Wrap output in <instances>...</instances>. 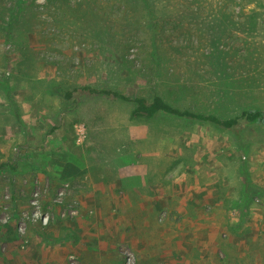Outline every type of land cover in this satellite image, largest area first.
I'll use <instances>...</instances> for the list:
<instances>
[{
	"label": "rangeland",
	"instance_id": "374dc122",
	"mask_svg": "<svg viewBox=\"0 0 264 264\" xmlns=\"http://www.w3.org/2000/svg\"><path fill=\"white\" fill-rule=\"evenodd\" d=\"M84 85L220 118L264 111V0H0V163L17 167L0 170V257L27 253L28 228L50 237L72 221L64 209L79 216L77 182L100 176L182 196L188 225L203 210L216 249L195 264H264V126L131 119V103L61 95ZM34 192L46 224L21 219ZM155 215L173 220L161 206ZM119 251L120 264H137Z\"/></svg>",
	"mask_w": 264,
	"mask_h": 264
},
{
	"label": "crops",
	"instance_id": "0c3cea01",
	"mask_svg": "<svg viewBox=\"0 0 264 264\" xmlns=\"http://www.w3.org/2000/svg\"><path fill=\"white\" fill-rule=\"evenodd\" d=\"M133 179L143 183V178ZM124 181L127 177L110 181L100 176L83 177L72 192L80 215L70 222H59L58 227L53 224L46 231L50 237L42 230L35 233L28 228L27 253L2 255L0 264H67L63 247L77 252L78 264H120L119 248L125 246L134 252L137 264L157 260L195 264L211 256L216 249L210 238L215 228L203 210L197 214L199 220L188 225L184 221L186 209L180 205L182 196L156 197L152 188L141 192L137 185L125 188ZM160 206L168 211L171 222H156Z\"/></svg>",
	"mask_w": 264,
	"mask_h": 264
},
{
	"label": "trees",
	"instance_id": "16d2710c",
	"mask_svg": "<svg viewBox=\"0 0 264 264\" xmlns=\"http://www.w3.org/2000/svg\"><path fill=\"white\" fill-rule=\"evenodd\" d=\"M89 95L113 98L122 102L131 103L133 109L130 111V118L150 119L157 114L169 115L177 118L197 121L209 124L224 130H235L236 128L246 127L253 124H261L264 126V111L258 109H243L238 115L229 118H220L213 114L197 113L187 109H179L166 102L160 95L154 94L147 100L141 96L130 97L119 91L106 87L96 88L89 85L75 86L71 90H65L61 93L66 100H75L76 95ZM9 169L15 171L16 166L6 163H0V170ZM20 172H27L23 168Z\"/></svg>",
	"mask_w": 264,
	"mask_h": 264
},
{
	"label": "built area",
	"instance_id": "2783aa9c",
	"mask_svg": "<svg viewBox=\"0 0 264 264\" xmlns=\"http://www.w3.org/2000/svg\"><path fill=\"white\" fill-rule=\"evenodd\" d=\"M69 189V184L64 183L61 187V189L56 193L55 201L57 203H62L64 196L66 192ZM32 210L30 212H25L21 215V219L30 223L34 222H40L41 224L48 223L49 216L47 213L42 214L40 210V203H39V196L37 192H34L33 194V200L31 202ZM78 216V210L74 207L69 209H64L62 211L61 217H67L70 220H73ZM131 255L127 254L126 260L127 262H130ZM69 260L73 261L74 257L69 256Z\"/></svg>",
	"mask_w": 264,
	"mask_h": 264
}]
</instances>
